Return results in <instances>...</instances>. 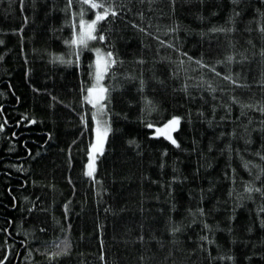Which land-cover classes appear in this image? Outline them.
Returning a JSON list of instances; mask_svg holds the SVG:
<instances>
[{
	"label": "trees",
	"instance_id": "1",
	"mask_svg": "<svg viewBox=\"0 0 264 264\" xmlns=\"http://www.w3.org/2000/svg\"><path fill=\"white\" fill-rule=\"evenodd\" d=\"M93 2L0 0V264H264V0Z\"/></svg>",
	"mask_w": 264,
	"mask_h": 264
},
{
	"label": "rangeland",
	"instance_id": "2",
	"mask_svg": "<svg viewBox=\"0 0 264 264\" xmlns=\"http://www.w3.org/2000/svg\"><path fill=\"white\" fill-rule=\"evenodd\" d=\"M95 20H96V16L93 19L81 20L80 25L81 22L83 21V26L80 27L79 36H77L76 39V43L78 44L80 43L79 41L81 37H83L86 40V43L91 46L95 56L93 80L86 94L88 102L94 107V115H93L94 136L89 149V155L87 161L88 173L90 171L93 172L95 170L98 156L102 152L105 146L106 139L110 131V124L108 117L106 116L105 113L104 102H103L105 98V86L103 83V78L108 67L109 58L107 53L99 45L90 44L92 40L88 39V33L91 31V29L88 26L92 24V22ZM92 34L94 35V32H92ZM98 77L100 78L98 79ZM89 89H92V91L89 92ZM174 119H178L179 123L170 124V122L173 121ZM179 124H180V118L178 116H174L162 125L153 126V134L157 136H163L172 142L176 141L174 132L179 127ZM90 165L92 166L91 168L89 167Z\"/></svg>",
	"mask_w": 264,
	"mask_h": 264
},
{
	"label": "snow or ice",
	"instance_id": "3",
	"mask_svg": "<svg viewBox=\"0 0 264 264\" xmlns=\"http://www.w3.org/2000/svg\"><path fill=\"white\" fill-rule=\"evenodd\" d=\"M84 3H89L91 8H94V9L95 8H103L104 7L103 4L95 3V2H93V0H84ZM109 14H111L112 16L117 15V13L115 11H112V10L104 11L102 13H97L96 20L93 21L92 24H90L88 26L91 29V31L88 33V39H91V40L97 39V37L92 34V32L95 31V24H96L97 21H101V20L107 19ZM81 26H83V21L81 22ZM99 39H103V37L101 36V37H99ZM79 42H80V44L84 45L85 47L87 46L86 40L83 37H81ZM73 43H76V41H73ZM111 55H112L111 53H108V57L109 58H111ZM111 63L114 64L115 60H111ZM99 78L100 77H98V79ZM91 91H92V89H89V92H91ZM178 123H179L178 119H174L173 121L170 122V124H178ZM173 143H175V141H173ZM89 167L91 168L92 166L90 165ZM88 175H92V172L90 171L88 173Z\"/></svg>",
	"mask_w": 264,
	"mask_h": 264
}]
</instances>
